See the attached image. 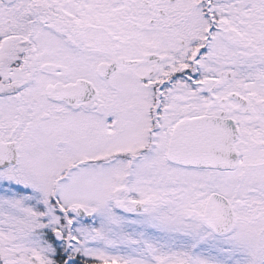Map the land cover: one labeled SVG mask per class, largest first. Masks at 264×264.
<instances>
[{
    "label": "snow or ice",
    "instance_id": "snow-or-ice-1",
    "mask_svg": "<svg viewBox=\"0 0 264 264\" xmlns=\"http://www.w3.org/2000/svg\"><path fill=\"white\" fill-rule=\"evenodd\" d=\"M0 264H264V0H0Z\"/></svg>",
    "mask_w": 264,
    "mask_h": 264
}]
</instances>
